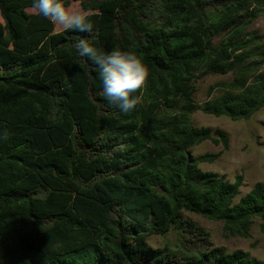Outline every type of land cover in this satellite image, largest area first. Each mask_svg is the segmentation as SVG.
<instances>
[{"label":"trees","instance_id":"obj_1","mask_svg":"<svg viewBox=\"0 0 264 264\" xmlns=\"http://www.w3.org/2000/svg\"><path fill=\"white\" fill-rule=\"evenodd\" d=\"M72 1L91 12V34L55 32L33 0H0V264H264L212 247L183 216L242 236L260 220L264 234V183L237 201L242 177L204 172L217 156L192 154L209 140L229 145L194 126L195 112L239 121L264 109V44L246 38L264 0ZM80 38L147 66L134 111L108 102L97 67L74 48ZM217 74L234 76L197 104V79ZM172 231L178 248L149 244Z\"/></svg>","mask_w":264,"mask_h":264},{"label":"rangeland","instance_id":"obj_2","mask_svg":"<svg viewBox=\"0 0 264 264\" xmlns=\"http://www.w3.org/2000/svg\"><path fill=\"white\" fill-rule=\"evenodd\" d=\"M70 7L83 11L79 2H71ZM32 12V10H30ZM87 15L91 12H85ZM4 21L0 14V42L9 45L6 40ZM63 31L55 26V32ZM228 38L224 34L216 38V43ZM247 39L255 38L259 44H264V14L250 24L246 34ZM233 74L208 75L196 81L197 104H201L220 91L214 90L216 83L229 81ZM194 126L209 127L214 132L221 131L228 135L229 145L225 147L222 142L215 143L211 140L202 143L192 149L195 157L212 155L217 156L213 162L202 163L200 169L223 176L226 180L234 183L237 177H242L243 185L240 188V197L246 195L256 183H264V109L249 120L235 121L228 117H214L201 111L192 115ZM185 219L192 221L198 227L205 230L212 247L221 248L227 253L236 250L248 252L257 259H264V234L261 231V221L256 220L251 231L246 236L234 235L226 231L222 221L208 220L200 215L183 212ZM182 237L172 231L164 236L153 235L149 238V244L154 248H163L170 245L173 249L181 245ZM202 243H184L183 248L200 247Z\"/></svg>","mask_w":264,"mask_h":264},{"label":"clouds","instance_id":"obj_3","mask_svg":"<svg viewBox=\"0 0 264 264\" xmlns=\"http://www.w3.org/2000/svg\"><path fill=\"white\" fill-rule=\"evenodd\" d=\"M31 7L34 13L42 15L62 30L89 34L93 31L90 17L84 11L66 5L64 0H33ZM74 48L97 67L108 102L125 114L134 111L141 103V90L146 86L149 75L147 66L138 55L132 50L120 49L105 53L93 47L86 38L78 39ZM138 92L141 95H136Z\"/></svg>","mask_w":264,"mask_h":264}]
</instances>
